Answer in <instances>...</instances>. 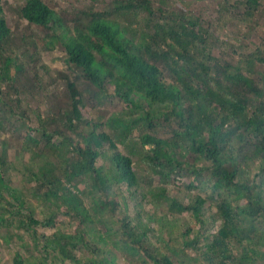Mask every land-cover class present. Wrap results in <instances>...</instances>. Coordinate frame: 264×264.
I'll return each instance as SVG.
<instances>
[{
  "label": "trees",
  "instance_id": "16d2710c",
  "mask_svg": "<svg viewBox=\"0 0 264 264\" xmlns=\"http://www.w3.org/2000/svg\"><path fill=\"white\" fill-rule=\"evenodd\" d=\"M209 1L0 14V264H264V0Z\"/></svg>",
  "mask_w": 264,
  "mask_h": 264
},
{
  "label": "rangeland",
  "instance_id": "374dc122",
  "mask_svg": "<svg viewBox=\"0 0 264 264\" xmlns=\"http://www.w3.org/2000/svg\"><path fill=\"white\" fill-rule=\"evenodd\" d=\"M45 1H47L48 5L55 12L60 14L61 9L62 8L64 9L67 1H71L70 4H73L75 2L76 6L79 9H83L85 7H89V5H91V3H92V5H94V6L96 5V7L100 8V5H101L102 1H104V0H98V2L96 1L95 3H93L91 0H45ZM209 3L211 4V8H212L213 6L214 7L216 6L218 1L217 0H210ZM13 4H14V0H0V8H1L2 16L5 17L6 20L8 21V23L10 24L9 29L11 31V34H9V38L6 41V42L9 41V45L18 40L19 37L17 35L21 34L22 28L25 27V25H26L25 29L28 32V34L33 35L34 37L35 36L40 37V36H42V34H44L46 32V31H44L38 27H35L34 25H29V24H27V22L25 20L18 18L16 13L13 10ZM182 5H183V3H181V6ZM83 15H84V13H83ZM62 18H64V20L66 21V16H64L63 14H62ZM260 24L262 26H259V27L257 26V29L254 32H252V35L250 36V40H249V42L250 41L253 42V40H254L255 45L259 44V42H260V40L264 34V20L261 21ZM241 28H242V26H241ZM6 42H5V44H7ZM249 42L247 43V45L249 44ZM9 45L7 44V47ZM7 47H4V44H3V50H6ZM56 54H60V52L57 51ZM41 56H42V60L44 61V63L50 67L49 71H51L52 73L54 72L53 73L54 76H55L56 71H60L61 69L65 70V66L62 65V63L58 60L56 55H46L44 53ZM60 87L61 86H59V88H57L55 90L56 92H58V94H60V92L63 91V90H61ZM32 105H33V102L30 103V106H32ZM113 106H114V104H111V103H108V104L104 103L103 105H101L100 110L103 112L105 119L108 118L112 112L117 111V110L119 111L121 108L119 106L116 108ZM85 112H86V110H85ZM87 114H89V113H87ZM35 126H36V124H35ZM5 133H6L5 144L3 146L0 143V151L2 149H4V151L6 153L5 154L6 160L8 163H13V165H17L18 164V158L14 154H15V149L20 144L18 141V140H21L20 135H19V133H13L11 129H7V131ZM12 173H14V172H12ZM11 182L14 186H16L17 188H20L19 182H21V180L19 177L12 178ZM33 186L34 185H31V186L29 185V188H32ZM43 210L44 209H41L40 206L36 207V211L40 212V217H39L40 221L47 218V213H45ZM7 217L8 216L6 215L4 218H7ZM58 221H61V218L58 219ZM58 221L56 220V222H58ZM198 229H199V227H196V230H198ZM46 232L51 233L52 231L48 230ZM23 239H24V241L18 242V244L21 245L23 243V244L28 245V248H31V246H30L31 242H29L25 237ZM21 253L23 255H25L24 251H21ZM4 254H5V252H2V251L0 252V260L2 261L1 263H3V260H9L8 259L9 256L6 257V256H4ZM10 258H12V257L10 256Z\"/></svg>",
  "mask_w": 264,
  "mask_h": 264
},
{
  "label": "clouds",
  "instance_id": "9594fccd",
  "mask_svg": "<svg viewBox=\"0 0 264 264\" xmlns=\"http://www.w3.org/2000/svg\"><path fill=\"white\" fill-rule=\"evenodd\" d=\"M48 4V3H47ZM1 9V8H0ZM1 14V16H2V12L0 13ZM3 17V16H2Z\"/></svg>",
  "mask_w": 264,
  "mask_h": 264
}]
</instances>
